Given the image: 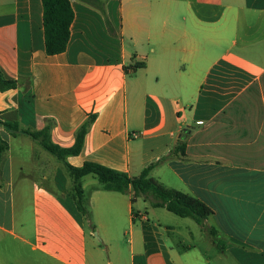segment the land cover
Returning <instances> with one entry per match:
<instances>
[{
	"label": "crops",
	"instance_id": "0c3cea01",
	"mask_svg": "<svg viewBox=\"0 0 264 264\" xmlns=\"http://www.w3.org/2000/svg\"><path fill=\"white\" fill-rule=\"evenodd\" d=\"M99 2L70 0L66 49L47 55L41 0H0V76L18 84L0 90V121L49 123L68 148L94 114L65 161L129 176L156 163L150 176L212 208L215 235L91 174L83 216L62 161L0 127V264H264V0Z\"/></svg>",
	"mask_w": 264,
	"mask_h": 264
},
{
	"label": "trees",
	"instance_id": "16d2710c",
	"mask_svg": "<svg viewBox=\"0 0 264 264\" xmlns=\"http://www.w3.org/2000/svg\"><path fill=\"white\" fill-rule=\"evenodd\" d=\"M85 3L95 6L100 12L104 13V8L99 0H81ZM42 2V24L44 32V51L47 55H57L65 51L70 33V24L74 14L70 5V0H41ZM143 63L133 66V70L142 67ZM18 84L16 81L3 80L0 76V90L15 88ZM95 115L89 114L87 119L79 126L75 132L74 144L71 147H60L50 140L49 123L46 126L34 132L20 130L17 123H8L0 121V127L11 135L25 133L33 140L37 141L42 147L60 159L72 179L70 195L74 201L76 210L83 216H87L85 209L84 195L80 187L79 180L85 175L95 176L102 188L108 191L127 193L131 191V202L137 198L148 200L150 206L154 208H164L168 212L182 218H190L201 228H205L210 236L215 235V230L205 227V220L213 214L210 206L205 204L197 197L184 193L174 188H166L154 177L150 176L151 169L156 163H152L142 169L139 174L129 176L120 171L113 170L96 162L86 161L80 167L69 165L65 158L69 155H77L83 145L84 135L90 124L94 121ZM7 148L4 141L0 140V151ZM184 143L180 142L174 149L162 159L169 157L171 154H183Z\"/></svg>",
	"mask_w": 264,
	"mask_h": 264
},
{
	"label": "rangeland",
	"instance_id": "374dc122",
	"mask_svg": "<svg viewBox=\"0 0 264 264\" xmlns=\"http://www.w3.org/2000/svg\"><path fill=\"white\" fill-rule=\"evenodd\" d=\"M96 183H98L97 182V180H96ZM71 185H72V183H71ZM71 185H70V188H71ZM78 211V210H77ZM80 213V212H79ZM81 214V213H80ZM173 220H172V224L174 225V226H178V227H180V229L182 230V231H185V230H183L184 229V227H185V225H192V226H194L193 224H195L191 219H188V218H186V219H182V218H180V217H177L176 215H174V214H172V213H167ZM183 220V221H182ZM92 221L91 220H89V221H85L84 222V227L86 228V231L88 232V231H90V226L92 225V223H91ZM191 226V227H192ZM93 235L95 236V238H97V239H100L99 238V236H98V234H97V232H96V230H94V232H93ZM173 235V234H172ZM170 235V239H172V242L175 244V242L176 241H178V239H177V237L175 236V235ZM206 235L205 234H203L202 235V237H203V239L200 241L201 242V245H199V248L201 249V250H203L204 251V246L206 245L205 244V241H204V238H206L205 237ZM190 241V240H189ZM197 241V240H196ZM200 242H198V243H200ZM112 244V243H111ZM105 251L103 252V257H104V259L105 260H107L108 258H109V255H110V250H108V251H106V248L104 249ZM113 254V253H112ZM111 254V255H112ZM205 255H208V256H213L214 254L212 253V252H210V253H206Z\"/></svg>",
	"mask_w": 264,
	"mask_h": 264
}]
</instances>
